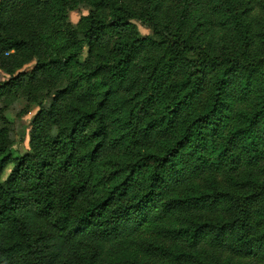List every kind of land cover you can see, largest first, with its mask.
I'll use <instances>...</instances> for the list:
<instances>
[{"label":"trees","instance_id":"1","mask_svg":"<svg viewBox=\"0 0 264 264\" xmlns=\"http://www.w3.org/2000/svg\"><path fill=\"white\" fill-rule=\"evenodd\" d=\"M223 4L246 37L243 13ZM80 5L93 10L73 24ZM181 28H160L126 0H0V264H264V217L253 219L235 175L258 163L257 146L244 128L225 139L233 148L202 150L204 124L224 112L227 93L249 99L228 83L264 74V57L212 55ZM107 29L113 58L82 61L106 45ZM157 55L159 69L140 86L138 60ZM212 67L223 71L208 107L177 128ZM19 100L38 111L29 151L13 157L5 114Z\"/></svg>","mask_w":264,"mask_h":264},{"label":"rangeland","instance_id":"2","mask_svg":"<svg viewBox=\"0 0 264 264\" xmlns=\"http://www.w3.org/2000/svg\"><path fill=\"white\" fill-rule=\"evenodd\" d=\"M130 7L135 9L136 13L150 12L159 22V27L168 26L173 30L176 27H182L183 37L188 38L191 43L205 45L212 55H229L235 58L248 57L256 59L264 57V0H126ZM236 11L243 13L246 22V37L243 34L242 27L233 20L229 12L225 9L224 4ZM93 9L87 5L77 6L76 9L69 11V20L75 24L80 17L87 15ZM97 12L102 17H107L108 11L104 7H100ZM142 35L151 36L148 28L143 27L137 21H133ZM106 45L98 48L97 54L92 59L88 58L87 50L81 57L82 61L90 60L91 62L107 61L113 58L110 52L111 42L116 37L111 29L105 32ZM163 55L147 56L141 58L134 68L133 76L140 78V86L147 79L150 80L155 75V70L159 69ZM33 64L24 67V71H29ZM222 69L212 67L205 71L201 80V86L197 93L187 103V107L178 116L176 127L185 124L186 118H190L198 112H203L209 105L213 86L218 80ZM231 74V73H230ZM229 74V75H230ZM236 75L232 74V78ZM179 69L174 72L173 79L175 81L182 78ZM8 76L0 71V81H5ZM242 86L248 91V100L232 101L227 93L224 98L225 110L210 125L204 128L208 132V139L202 143L205 152L221 150L229 147L233 148V144L226 146L224 142L230 132L237 129H246L247 139L251 138V143L257 146V150H252L251 154H255L258 163L251 168H246L245 164L240 165L236 177L247 183V187L237 192L239 195L249 196L253 200V219L255 217H264V74L258 73L250 78L239 77L228 83V87L233 93L236 85ZM26 108L24 100L17 101L5 114L11 123L10 138L13 146L9 151L13 157L26 154L29 151V132L32 118L38 111L36 106H30L24 114L22 111ZM246 143L249 144L248 140ZM246 145V144H243ZM12 165H10L2 176L5 180L10 173ZM218 187L224 189L222 179L219 176L215 178ZM232 216L225 215L224 218ZM206 218L210 221H216L217 215H208ZM202 219V218H201ZM179 252H188L179 247ZM204 253L203 249L195 253ZM211 256L201 257L203 260ZM231 264H250V262H233Z\"/></svg>","mask_w":264,"mask_h":264}]
</instances>
